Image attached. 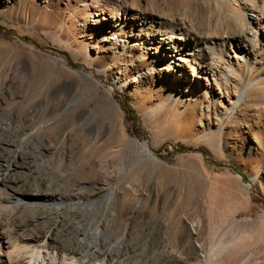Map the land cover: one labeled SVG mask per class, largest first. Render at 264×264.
I'll list each match as a JSON object with an SVG mask.
<instances>
[{"label": "rangeland", "instance_id": "obj_1", "mask_svg": "<svg viewBox=\"0 0 264 264\" xmlns=\"http://www.w3.org/2000/svg\"><path fill=\"white\" fill-rule=\"evenodd\" d=\"M132 13L162 21L159 39L220 45L218 69L251 91L242 107L216 127L185 96L164 103L160 56L94 35ZM1 128L0 147L25 155L18 173L56 183L78 210L64 223L97 226L111 263L264 264V0H0ZM111 192L109 208L96 204Z\"/></svg>", "mask_w": 264, "mask_h": 264}, {"label": "bare ground", "instance_id": "obj_2", "mask_svg": "<svg viewBox=\"0 0 264 264\" xmlns=\"http://www.w3.org/2000/svg\"><path fill=\"white\" fill-rule=\"evenodd\" d=\"M237 3L244 12L250 13L248 16L252 20L262 17V14L247 2ZM141 15L132 13L127 15L124 21L111 17L112 23L107 22L103 25V30L94 35L103 32L106 35L103 36V42L112 44L116 49L136 48V52L142 56L144 49L153 50L156 58L160 56L163 63V66H159L157 61L155 65L159 67L155 70L161 74L165 93L160 96H167L164 103L174 101L177 96H185L189 103L191 102V108L199 111L200 116L210 117L213 113L214 125L220 127L225 117L234 109H240L251 94L250 90L242 89V81L228 76L225 70L218 69L217 64L223 55L216 53L220 45L212 46L208 39L195 36L186 39L180 34H164L159 39L160 28L164 23ZM242 16H246L245 13ZM134 31L138 33L135 36ZM241 32L242 30L235 31L232 34L235 48L239 52L243 49L241 39L235 37L240 36ZM127 33L130 35L123 39ZM124 55L125 53L121 54L122 59L117 62L119 66L126 63ZM215 55H218V58ZM133 81L136 82V79ZM85 115L84 113L80 118L83 119ZM86 132L94 131L88 128ZM6 154L10 155L11 159L2 161V156ZM0 156V183L7 192L5 196L0 195V202L7 205L5 211L11 221V226L6 229L0 226V264H125L123 259L111 263L113 259L108 246L100 252V234L96 232L97 226L64 223L66 215L77 213L78 210L59 201L62 200L60 195L52 191V188L57 187L56 183L47 180L30 182L26 176L21 175L22 172L18 173L17 169H21L19 158H23L26 163L23 153L7 142L0 147ZM12 164L15 167L11 169ZM105 165L107 167L103 174L107 182L111 175L110 162L106 161ZM28 170L30 173L31 165ZM59 190L61 189L56 191ZM55 196H59V200ZM114 196L111 192L96 204L109 208ZM93 204L95 203L91 206ZM50 216L55 221L53 226L47 228ZM232 246L233 244H230L222 248L219 254L213 256V260H217Z\"/></svg>", "mask_w": 264, "mask_h": 264}]
</instances>
